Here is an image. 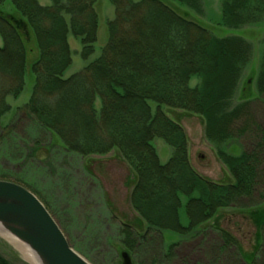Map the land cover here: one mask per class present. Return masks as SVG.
<instances>
[{"label": "trees", "instance_id": "1", "mask_svg": "<svg viewBox=\"0 0 264 264\" xmlns=\"http://www.w3.org/2000/svg\"><path fill=\"white\" fill-rule=\"evenodd\" d=\"M8 1L15 15L0 12V130L8 127L6 99H17L30 82L27 101L16 110L48 135L46 150L60 147L82 158L118 150L136 176L130 205L160 241L162 232L169 234V254L177 245L173 235H195L221 209L252 194L259 163L254 153L217 149L233 183L205 179L188 162L183 129L162 110L201 115L207 137L216 144L234 137V120L250 122L248 101L234 103V96L253 46L238 35L215 36L196 18L204 14V0H108L113 16L106 20L99 55L67 77L69 35L79 41L83 60L95 51V0H50L47 6L37 0ZM220 6L219 24L229 30L264 27V0H222ZM193 78L197 83L190 86ZM254 86L264 96V52ZM156 138L171 148L165 163L159 161ZM41 145L34 143L31 157L37 159ZM251 216L260 244L264 208ZM211 225L220 234V248L234 245L252 263L231 232ZM120 235L121 244L134 251L131 225H121ZM0 264L10 263L0 256Z\"/></svg>", "mask_w": 264, "mask_h": 264}, {"label": "rangeland", "instance_id": "2", "mask_svg": "<svg viewBox=\"0 0 264 264\" xmlns=\"http://www.w3.org/2000/svg\"><path fill=\"white\" fill-rule=\"evenodd\" d=\"M221 1L204 0V14L196 18L211 27L217 37L238 35L252 44L251 60L243 70L234 96V103L237 100L248 101L246 108L250 122L234 120L230 124L234 137L216 144L207 137L201 115L165 106L162 110L183 129L187 159L195 173L217 184L233 183V177L217 149L234 155L254 153L259 162L256 164L257 183L249 197L238 199L234 207L221 209L220 215L200 226L195 235H173L177 245L170 254L165 248L169 234L162 232L160 241V235L147 230V224L132 209L129 196L136 176L118 150L84 158L60 147L47 151L48 135L22 111L16 110L27 101L30 82L17 99H6L11 111L7 114L8 127L0 130V180L17 183L35 194L69 245L91 264H122L123 251L128 254L131 264H264V238L259 240L260 244L257 243L259 230L251 216L259 207L264 208V96L259 95L254 86L264 52V42L260 41L264 39V27L254 25L229 30L221 26ZM37 2L42 6L51 4L50 0ZM94 7L99 18L95 51L87 61L83 60L79 55V41L69 35L72 62L65 77L97 57L106 41V20L112 18L113 7L108 0H95ZM0 12L15 15L8 0L0 1ZM2 44L0 35V46ZM27 77L31 81V75ZM196 83L197 79L193 78L189 85ZM36 141L42 144L35 155L37 159L30 156V149ZM153 144L159 161L165 163L171 155V148L160 138H156ZM212 222L232 233L252 263H247L234 245L220 248V234L212 228ZM124 223L131 225L134 233L136 245L132 252L120 242V227ZM256 246H259L258 251H254ZM0 256L10 264H33L2 236Z\"/></svg>", "mask_w": 264, "mask_h": 264}, {"label": "water", "instance_id": "3", "mask_svg": "<svg viewBox=\"0 0 264 264\" xmlns=\"http://www.w3.org/2000/svg\"><path fill=\"white\" fill-rule=\"evenodd\" d=\"M0 225L36 255L40 264H91L68 243L44 204L22 185L0 180ZM122 264H131L121 253Z\"/></svg>", "mask_w": 264, "mask_h": 264}, {"label": "bare ground", "instance_id": "4", "mask_svg": "<svg viewBox=\"0 0 264 264\" xmlns=\"http://www.w3.org/2000/svg\"><path fill=\"white\" fill-rule=\"evenodd\" d=\"M0 236L5 238L9 243H11L21 254L22 256L33 264H40L36 255L31 251V249L24 243L20 242L10 233H8L1 225H0Z\"/></svg>", "mask_w": 264, "mask_h": 264}]
</instances>
